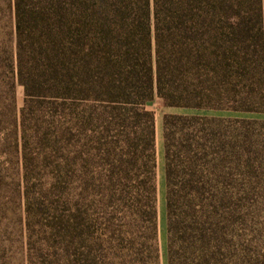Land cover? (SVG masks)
Listing matches in <instances>:
<instances>
[{
    "label": "trees",
    "instance_id": "trees-1",
    "mask_svg": "<svg viewBox=\"0 0 264 264\" xmlns=\"http://www.w3.org/2000/svg\"><path fill=\"white\" fill-rule=\"evenodd\" d=\"M13 16L21 130L35 99L60 100V109L53 107L64 122L60 134L71 117L68 101L106 112L103 126L123 131L124 182L141 224L154 222V127L145 109L154 97L168 108L264 113L262 0H13ZM254 124L164 116L167 264L244 263L233 255L242 249L218 225H229V191L238 178L248 180L257 160ZM47 126L42 141L51 148ZM26 164L22 155L24 180Z\"/></svg>",
    "mask_w": 264,
    "mask_h": 264
},
{
    "label": "rangeland",
    "instance_id": "rangeland-1",
    "mask_svg": "<svg viewBox=\"0 0 264 264\" xmlns=\"http://www.w3.org/2000/svg\"><path fill=\"white\" fill-rule=\"evenodd\" d=\"M68 10L65 29L71 25L72 9ZM262 10L264 19V0ZM64 42L68 49V40ZM23 100L16 76L13 0H0V264H167L162 121L170 115L256 122L251 136L257 160L248 180L238 178L236 189L229 191L234 215L229 225L218 228L224 229L226 240L236 243L235 250L242 249L232 252L235 260L264 264V113L168 108L154 97L145 106L154 127V222L141 224L124 182L122 128L103 126L110 117L99 107H75L68 101L71 117L65 118L67 132L60 134L56 127L62 121L53 109H60V100L35 99L21 130ZM75 119L81 124L75 126ZM44 125L51 148L42 141ZM45 152L46 162L41 160Z\"/></svg>",
    "mask_w": 264,
    "mask_h": 264
}]
</instances>
